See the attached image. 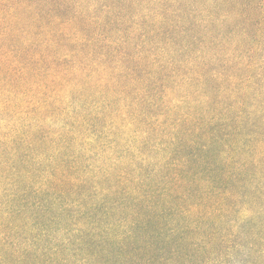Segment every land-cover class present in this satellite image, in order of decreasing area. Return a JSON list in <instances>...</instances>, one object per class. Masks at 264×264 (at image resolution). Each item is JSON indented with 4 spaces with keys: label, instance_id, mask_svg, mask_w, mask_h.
Here are the masks:
<instances>
[{
    "label": "trees",
    "instance_id": "1",
    "mask_svg": "<svg viewBox=\"0 0 264 264\" xmlns=\"http://www.w3.org/2000/svg\"><path fill=\"white\" fill-rule=\"evenodd\" d=\"M0 264H264V0H0Z\"/></svg>",
    "mask_w": 264,
    "mask_h": 264
},
{
    "label": "rangeland",
    "instance_id": "2",
    "mask_svg": "<svg viewBox=\"0 0 264 264\" xmlns=\"http://www.w3.org/2000/svg\"><path fill=\"white\" fill-rule=\"evenodd\" d=\"M177 1L184 3V0H177ZM186 5H187V3H186ZM187 8H189V7H187ZM138 11L139 10H132V11L127 13V16L129 18L134 19L135 23H140V24L143 22L149 23L150 20L154 19L153 16H149V15H148L149 17L145 16V18H142L143 14H146V13L148 14L147 10H143L141 12H138ZM144 11L146 13H144ZM182 13H184V10ZM213 29L216 32L215 35L222 34V36H220V38H218V43L220 42V40L222 38H224L227 41V37L225 36V33H228V34H231L234 36V37H232L233 40L228 41V46L230 45V43L240 39V37H241L239 34L236 33V23L231 21V20H229L225 23L224 28H221L220 25L216 23L213 26ZM133 33L134 32L131 31L127 37L121 35L124 42L130 44L131 41L133 40L134 43L139 44L142 49L147 47V48H145L146 51L149 50L150 48H149V46H147L148 43L144 42V40L146 39L145 35H144L145 33L144 32H138V33H134V35L132 36ZM173 36L174 37H173L172 41L169 40L168 38L163 39L161 42L158 43V45H156V44L153 45V47L151 48V51H152L151 53L145 52L144 54L150 60H153L155 63H158V62H163L162 55L165 51H168L167 55L170 58V63L173 65L171 67H169V70L166 73L169 75V77L165 78L164 80L166 82H168L167 86L169 88H171V90L173 92V93H171L172 98H173V100H172L173 104H175V102H181V104L179 105V108H178V113L176 115V118H179L181 116H184V110H185V108H184V92L181 89V86L184 87V79H186V77H188V78L192 77L193 74H191L189 71V69H191L192 67L188 68L185 65V62L190 58H184V52L182 50H180V48H179L180 46H184L185 41L187 39V36L186 37H180V36H176V35H173ZM206 37H207L206 35L202 34L198 38L199 43L197 45H195V48H194L195 50L192 51V53H191V54H195L193 56H196V57L200 56V50L202 49V44H203V42L207 41ZM157 39L161 40L162 38L159 37ZM216 49H219V48H216ZM217 52H219V50H217ZM218 54H220V53H218ZM193 59H195V57ZM213 68L217 69L218 67L214 66ZM208 69H206L205 72L202 71L200 74H206L208 77H212V75L216 74V73H212V72H207ZM170 70H172L171 73H170ZM198 71H199V69L197 68L195 72H198ZM218 75H220V74H218ZM197 82H195L194 84H196ZM201 83H202V81H201ZM214 86H216L217 89L219 88V84L218 85L214 84ZM98 90L99 89H96V91H98ZM162 91H163L162 92L163 95L168 93L167 91H165V89L164 90L162 89ZM198 92L199 91H195V89H193L191 91V94H192L191 99L192 100L200 101L203 98V93L201 96V95H199ZM247 109H249V108H247ZM217 112L220 113L219 110Z\"/></svg>",
    "mask_w": 264,
    "mask_h": 264
}]
</instances>
